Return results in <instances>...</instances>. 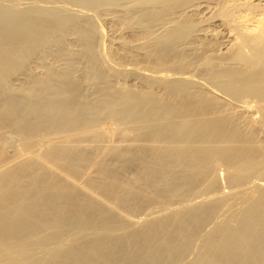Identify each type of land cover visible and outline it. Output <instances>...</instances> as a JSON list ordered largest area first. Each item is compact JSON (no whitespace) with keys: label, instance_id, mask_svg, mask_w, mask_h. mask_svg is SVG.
Wrapping results in <instances>:
<instances>
[{"label":"bare ground","instance_id":"bare-ground-1","mask_svg":"<svg viewBox=\"0 0 264 264\" xmlns=\"http://www.w3.org/2000/svg\"><path fill=\"white\" fill-rule=\"evenodd\" d=\"M0 264H264V0H0Z\"/></svg>","mask_w":264,"mask_h":264}]
</instances>
